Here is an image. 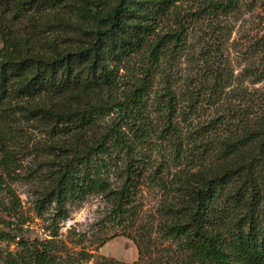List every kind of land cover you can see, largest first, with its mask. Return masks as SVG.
<instances>
[{"label":"trees","instance_id":"obj_1","mask_svg":"<svg viewBox=\"0 0 264 264\" xmlns=\"http://www.w3.org/2000/svg\"><path fill=\"white\" fill-rule=\"evenodd\" d=\"M178 1L142 0L137 5V0H119L106 13L93 14L97 23L75 50L20 52L4 41L0 46L2 164L10 167L14 161V152L2 139L11 133L5 121L14 105L44 99L49 103L40 101L25 110L56 138L51 145L56 157L47 175L51 186L42 205L54 204L65 219L68 205L98 194L110 198L117 218L127 217L148 180L170 197L163 205L166 219L161 230L176 237L192 259L201 264H264V87L255 92V111L228 110L199 129L188 130L171 117L179 113V102L170 86L163 94L167 113L161 127L147 119L151 68L160 65L170 48H181L184 42V33L175 31L150 43L155 15L158 10L167 13ZM234 1L220 0L212 6L227 8ZM148 45L150 64L142 69L144 76L123 91L124 99L118 98L121 70ZM255 76V82L263 81L264 70ZM227 82L228 75L219 71L188 82L193 91L201 86L184 99L190 113L202 96L215 98ZM185 109L182 106L184 120ZM112 112L117 117L101 129V117ZM164 143L170 145L173 162L191 164L178 171L171 189L163 176L167 163L154 164L146 152ZM112 173L120 177L117 187L110 182ZM9 193L15 201L14 190L9 188ZM20 243L26 253L20 261L11 259L12 264H59L52 241ZM138 250L141 258L140 245ZM97 264L116 263L107 259Z\"/></svg>","mask_w":264,"mask_h":264},{"label":"rangeland","instance_id":"obj_2","mask_svg":"<svg viewBox=\"0 0 264 264\" xmlns=\"http://www.w3.org/2000/svg\"><path fill=\"white\" fill-rule=\"evenodd\" d=\"M118 1L0 0V46L9 40L20 52L75 50L97 23L93 14L106 13ZM141 1L137 0V5ZM216 1L220 0H180L167 13L156 12V28L149 42L175 31L184 33V42L181 48H170L160 65L151 68L145 111L152 125L161 127L167 113L163 111L167 101L163 94L170 86L179 102V113L171 117L188 130L199 129L228 110H256L255 92L264 87V80L255 82V74L264 70V0H235L222 9L212 6ZM148 55L149 45L125 64L118 98L124 99L123 91H129L137 77L144 76L142 69L150 64ZM217 71L228 75L227 87L215 98L202 96L196 110L190 113L185 100L193 86L188 82L200 81ZM40 101L46 100L16 103L5 121L11 133L2 139L14 152V161L6 167L0 154V264H12L13 258L20 261L26 253L20 242L36 239L52 241L59 264H97L107 259L116 264H201L182 251L176 237L161 230L166 219L163 205L170 197L148 180L140 187L136 206L127 217L117 218L110 198L98 194L68 205L65 219L54 204L42 205V196L51 186L47 175L56 157L51 147L56 138L47 126L25 115L27 108ZM182 106L187 112L185 120ZM116 117L113 112L104 114L101 129ZM146 152L154 164L167 163L163 176L169 189L178 171L191 165L187 161L173 162L167 143ZM110 182L117 187L120 177L112 173ZM9 188L17 196L15 201ZM138 245L143 250L141 258Z\"/></svg>","mask_w":264,"mask_h":264}]
</instances>
